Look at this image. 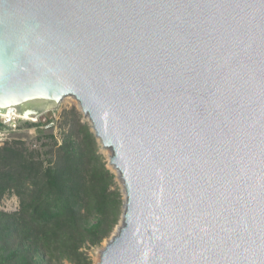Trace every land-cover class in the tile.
Masks as SVG:
<instances>
[{"label":"water","instance_id":"95a60500","mask_svg":"<svg viewBox=\"0 0 264 264\" xmlns=\"http://www.w3.org/2000/svg\"><path fill=\"white\" fill-rule=\"evenodd\" d=\"M68 103L123 181L101 264H264V0H0V120Z\"/></svg>","mask_w":264,"mask_h":264},{"label":"trees","instance_id":"16d2710c","mask_svg":"<svg viewBox=\"0 0 264 264\" xmlns=\"http://www.w3.org/2000/svg\"><path fill=\"white\" fill-rule=\"evenodd\" d=\"M69 115L62 118L69 130L55 144L53 162L0 149V200L7 194L18 200V211L0 212L5 261L91 264L82 247L99 246L119 223L123 205L115 177L90 126L75 108Z\"/></svg>","mask_w":264,"mask_h":264},{"label":"rangeland","instance_id":"374dc122","mask_svg":"<svg viewBox=\"0 0 264 264\" xmlns=\"http://www.w3.org/2000/svg\"><path fill=\"white\" fill-rule=\"evenodd\" d=\"M73 108H75L81 114L82 123H87L89 125V122L84 118L79 108L73 103H68L52 112L51 114H48L36 121L24 124L8 123L0 120V149L11 146L16 150L23 151L28 154L31 153L34 156H37L38 154L40 159L44 161V165L53 162L54 160L52 157L55 154L56 149L54 146L55 144H57V146L61 144L64 135H66V132L69 130V128L65 126L64 121H62V118H70L69 114ZM73 138L77 140L76 136H74ZM98 146L100 153L103 155L106 161L107 168L115 177V183L116 186H118L120 189L123 205V200L125 199V197L123 196L122 186L116 172L111 166H109V153L107 150L102 149L99 142ZM16 211H18L17 198L12 194L5 195L0 200V212L10 214ZM122 214L123 208L121 216ZM121 216L118 225L113 230L110 237L104 240L99 246L91 247L88 244H85L82 247L83 252H85L89 257L91 264H97L100 252L104 249L109 240L114 236L117 228L121 226ZM0 247H2L1 240ZM7 254V251L0 252V255L3 257L2 259H0V264H16L15 262L4 260V257L7 256Z\"/></svg>","mask_w":264,"mask_h":264},{"label":"bare ground","instance_id":"6f19581e","mask_svg":"<svg viewBox=\"0 0 264 264\" xmlns=\"http://www.w3.org/2000/svg\"><path fill=\"white\" fill-rule=\"evenodd\" d=\"M109 157H110V154H109ZM117 176H118V179L120 181V184L122 185L123 184V181L121 179V176L119 175V173L117 171H115ZM122 192H123V189H122ZM123 196L125 197V199L123 200V214L126 212V196H125V192H123ZM122 214V215H123ZM121 226L119 228H117L114 236L109 240V242L106 244V246L104 247V249L100 252L99 256H98V261H97V264H101V257H102V254H104L106 252V250L111 247V245L113 244L115 238H117L119 236V231L120 229L124 226V221L121 219Z\"/></svg>","mask_w":264,"mask_h":264},{"label":"built area","instance_id":"2783aa9c","mask_svg":"<svg viewBox=\"0 0 264 264\" xmlns=\"http://www.w3.org/2000/svg\"><path fill=\"white\" fill-rule=\"evenodd\" d=\"M1 136V135H0Z\"/></svg>","mask_w":264,"mask_h":264}]
</instances>
